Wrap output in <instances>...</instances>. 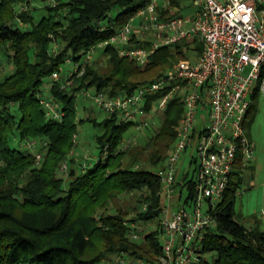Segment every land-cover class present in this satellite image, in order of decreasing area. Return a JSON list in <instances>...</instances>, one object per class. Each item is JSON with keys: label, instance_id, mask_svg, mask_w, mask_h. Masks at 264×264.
<instances>
[{"label": "trees", "instance_id": "16d2710c", "mask_svg": "<svg viewBox=\"0 0 264 264\" xmlns=\"http://www.w3.org/2000/svg\"><path fill=\"white\" fill-rule=\"evenodd\" d=\"M42 1L49 3L45 6L47 15L36 20L27 0H0V264H99L103 258L122 252L151 261L162 253L161 230L135 242L128 236L126 223L149 222L161 215L162 184L156 172L137 165L142 152L148 150L153 151L150 165L166 162L184 107L172 100L154 136L143 145H135V140L128 147L125 136L138 124L116 116H106L102 122L88 118L104 131L96 137L97 161L84 167L72 156L78 125L85 123L78 120V96L91 89L110 97L131 95L159 80L165 70L177 60L188 59L189 54L182 46L161 48L143 69L109 45L104 50L111 65L107 73L100 74L92 66L96 61L86 65L73 86L62 89L68 77L63 75L62 64L70 58L78 62L92 47L109 41L150 0ZM170 2L182 11L189 6L184 5L185 0ZM18 4L22 5L19 10ZM114 10H118L116 15H112ZM195 50L201 55L203 44L198 42ZM9 66L12 73L3 77ZM55 73L61 74V80L53 79ZM48 78L54 82L51 98L63 108L61 119L49 118L42 104V87ZM162 95L150 99L146 110L151 111L152 101ZM256 110L255 102L245 122L249 136ZM15 138L41 143L39 165L34 154L11 146ZM140 147L142 152L137 150ZM128 157L133 159L127 161ZM65 163L69 165L68 189L58 176ZM248 169L238 155L219 205L217 226L204 242V253L215 256L209 264H264L263 219L256 218L255 226L247 228L235 215L243 174ZM193 176L183 178L191 191L188 198L194 197ZM135 192L141 193L138 206L115 214L107 212L120 196Z\"/></svg>", "mask_w": 264, "mask_h": 264}, {"label": "built area", "instance_id": "2783aa9c", "mask_svg": "<svg viewBox=\"0 0 264 264\" xmlns=\"http://www.w3.org/2000/svg\"><path fill=\"white\" fill-rule=\"evenodd\" d=\"M188 5L193 13L186 16L170 0H150L109 41L92 47L83 64L76 62L73 73L62 86V89L73 86L75 77L84 73L86 65L97 61H93V54L98 47L105 49L112 45L120 56L135 60L145 69L161 48L203 44L201 55L194 50L193 59L180 60L159 80L139 87L131 95L82 93L108 117L116 116L120 121L138 125L139 117L147 115L150 123H155L172 100H178L184 107L176 141L164 166L156 172L164 201L158 217L164 239L162 253L145 261L122 252L103 258L99 264L211 263L204 253V242L210 230L217 226L219 205L238 155L243 157L244 166H251L255 160L256 145L245 129V122L256 96L264 93V0H191ZM53 79L61 80V74L55 73ZM159 94L162 97L153 100L151 111H147V103ZM42 104L49 118H62L60 105L53 98H42ZM36 145L34 141L27 142L28 147ZM189 148L196 154L193 198H188L191 191L186 183L177 181L179 162ZM34 155L40 162L42 153ZM61 171L67 174L68 163ZM184 191L188 193L185 201ZM173 201L179 202L175 209ZM261 218L264 219V212ZM126 225L129 238L135 242L151 233L139 222Z\"/></svg>", "mask_w": 264, "mask_h": 264}, {"label": "rangeland", "instance_id": "374dc122", "mask_svg": "<svg viewBox=\"0 0 264 264\" xmlns=\"http://www.w3.org/2000/svg\"><path fill=\"white\" fill-rule=\"evenodd\" d=\"M186 4H189L191 0H185ZM49 4L48 2H44L42 0H27L26 5H30L28 9L30 12H32L33 16L36 20H39L41 17L47 15V11L45 6ZM21 4H18L16 6L17 10L21 8ZM27 10V8H26ZM118 13V10H114L112 15H116ZM193 13V10L190 6H187L183 10V14L186 16H189ZM18 27L22 30H26L27 26H24L22 24H18ZM198 43V42H197ZM197 43L192 45H187L184 47V51L188 52L189 58L193 59L197 54L193 53L195 49H197ZM104 48L98 47L95 54H93V61L97 60V64H93L98 72L100 74H105L110 69V63L109 58L104 55ZM86 58L83 57L78 64L81 65L85 62ZM178 61V60H177ZM175 62L176 64L178 62ZM173 64V67L176 64ZM76 67V62L70 58V61H66L62 64V70L63 75L65 77L69 76L71 73H73L74 69ZM171 67L168 70H165L164 74L168 72L169 70L173 69ZM12 73V67H6V70L4 71L3 77L10 75ZM163 74V75H164ZM247 74V72L245 73ZM53 80L51 78H48L45 80L43 87H42V97L44 99L51 98V92L53 88ZM90 93H95L94 89L90 90ZM255 102L257 103V110H256V116L255 121L251 125L250 133L251 138L256 145V153H255V160L252 162L253 169H248L244 172L243 177V184L241 186V190L239 192V196L237 198V203L235 206V215L236 219L241 222L245 227L251 228L254 227L256 224V218L262 217V213L264 212V93H258V95L255 98ZM78 120L79 122L81 120H84L85 123H79L78 125V133L76 136V146L74 149V153L72 156L76 158L78 161V164H84L87 165L90 164V161L93 162L95 159L100 155L97 143H96V137L104 131L101 127H96L93 122L88 121V118L96 119L98 122H102L105 117L107 116L105 112H103L99 107H97L95 104H93L90 99L85 96V94H80L78 96ZM63 108L62 106H59V111L62 112ZM147 116H140L137 123L140 122V125H137L131 131H129L124 140V145H127L129 143H132L133 141L136 142L135 145L139 144H145L149 138L153 137L154 134L159 130L162 121L164 120L165 116L160 115L158 118H156L155 123H150V120ZM150 123L149 126H145L144 123ZM11 146L15 149H19L21 151H28L32 154L40 153L42 145L41 143H38L36 147L31 148L27 146L26 142H20L18 138H15ZM173 147V146H172ZM172 149V148H171ZM170 149V150H171ZM137 150H141L140 148H137ZM131 152H133V155L135 154L136 150L132 147L130 149ZM152 150L143 151L142 155L139 159L140 166L139 169H147L151 172H157L160 170L163 165H159L157 167H153L149 164L150 157L152 154ZM156 152V151H155ZM193 154V155H192ZM191 155L196 158V154L194 150H189L185 155L183 156V161L186 159H190ZM129 159V157H128ZM133 158L127 160L131 161ZM188 161L186 162L184 168H183V174L189 173V179L192 178L193 172L196 169V165L193 164L192 166H189ZM37 165L38 161H37ZM180 165V163H179ZM2 164L0 163V167ZM181 168V167H179ZM58 176L64 179V188L68 189L69 187V177L67 174L63 173L61 170L58 171ZM178 183H182L183 179L177 178ZM27 182V180H26ZM181 191V187H177V194L179 195ZM188 193L186 191L183 192V201L187 198ZM141 193L135 192L132 194H124L120 196L116 201H114L111 205H109L107 212L110 214L117 213L118 210H124L128 211L131 208L138 206V203L140 201ZM179 204L178 201H173L172 206L173 208H177V205ZM260 217V218H261ZM140 226L145 228L146 231L152 232V231H159L160 229V221L159 218L153 219L149 222H139ZM261 229L264 231V219L262 220ZM164 239L161 237V242H163ZM214 255H207V259L212 262L214 259Z\"/></svg>", "mask_w": 264, "mask_h": 264}, {"label": "crops", "instance_id": "0c3cea01", "mask_svg": "<svg viewBox=\"0 0 264 264\" xmlns=\"http://www.w3.org/2000/svg\"><path fill=\"white\" fill-rule=\"evenodd\" d=\"M189 150H194V149H193V148H189L188 151H189ZM188 151H187V152H188ZM192 155H193V154H192ZM192 155H191L189 161H188V159H186V158H185L184 161L182 160L183 158L180 160V162H179V163H180L179 167H181V168L178 169L177 178H178V177H179V178L182 177V179H183L185 175H189V173H185V174H183V168H184V166H185V164H186L187 161H188V163H189V166H192V165H193V162H194L196 159H195V157H193ZM194 164H195V163H194ZM250 169H253V166H252V165L250 166ZM163 203H164V202H163ZM177 206H178V205H177Z\"/></svg>", "mask_w": 264, "mask_h": 264}]
</instances>
